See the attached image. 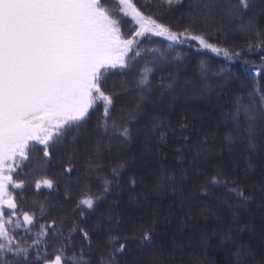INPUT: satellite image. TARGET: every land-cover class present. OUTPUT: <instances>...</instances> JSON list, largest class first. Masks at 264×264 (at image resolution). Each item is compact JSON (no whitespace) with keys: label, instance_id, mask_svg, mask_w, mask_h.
Here are the masks:
<instances>
[{"label":"snow or ice","instance_id":"6c2138e0","mask_svg":"<svg viewBox=\"0 0 264 264\" xmlns=\"http://www.w3.org/2000/svg\"><path fill=\"white\" fill-rule=\"evenodd\" d=\"M180 6V23L165 22L166 14ZM261 17L264 0H0V264H175L176 254L186 249L172 241L169 250L158 239L160 221L154 213L125 219L118 211L123 191L137 208H144L153 193L163 192L183 208L218 189L247 205L251 188L258 186H246L243 178L255 175L256 158L264 154V89L254 87L247 101L235 97L223 116L221 151L241 154L243 167L237 161L231 165L239 176L227 175V166L216 164L210 172L196 168L194 182L183 162L187 156L193 167L202 157L207 161L214 140L196 133L186 115L175 124L170 119L177 80L167 57L159 53L151 68L137 73L131 88L126 82L111 87L108 74L131 70L130 61L141 55V40L152 36L169 41L168 48L197 42L230 61L242 52L264 54ZM122 19L128 26L124 32ZM229 37L243 38L244 48L216 46L227 44ZM249 73L259 77L264 62L258 69L249 67ZM121 97H127L126 104L121 105ZM94 112L93 137L88 125ZM140 134L147 138L145 149L152 142L159 149L175 141L179 175L160 167L123 180L130 164L126 149ZM32 153H39L43 164H57V171H37L31 166ZM93 176L98 193L92 192ZM148 179L150 188L138 190ZM10 185L32 189L44 202L25 210L26 192L14 195ZM259 191L264 193V186ZM106 198L110 211L94 227L89 225L88 218L99 213ZM232 238L227 229L220 242ZM208 241L202 237L201 247ZM260 254L264 259V237ZM205 255L191 250L188 264H201ZM241 255L255 261L257 252L249 247L237 259Z\"/></svg>","mask_w":264,"mask_h":264},{"label":"trees","instance_id":"16d2710c","mask_svg":"<svg viewBox=\"0 0 264 264\" xmlns=\"http://www.w3.org/2000/svg\"><path fill=\"white\" fill-rule=\"evenodd\" d=\"M137 6H140L139 3ZM182 12L183 6H180L178 10L166 14L165 22L179 24ZM261 20L264 22V17H261ZM127 27L122 19V32L126 31ZM210 42L216 43L215 40ZM169 43L162 37L152 36L142 39L138 46L141 55L134 61H130L133 63L131 70L117 68L109 72L110 86L119 88L126 82L127 87H133L138 79L137 73L145 67L151 68L159 53H163L169 62L168 66L172 69V75L177 80L175 103L171 112L168 113L170 119L175 124L182 116L186 115L196 133H207L214 140L212 154H205L208 157L207 161L202 157L195 162V167H193L191 156H187L182 165L183 169L187 170L188 176L194 182L197 176L196 168L210 172L216 164L226 165L227 175L239 176V173L232 172L231 165L232 161H237L243 167L241 154L239 152L229 154L226 150L221 151L223 149L221 137L226 128L223 116L230 111L235 97L241 96L247 101L251 98L248 94L254 87L264 89V73H261L259 77H253L249 73V67L253 70L261 67L264 62L261 56L264 54L259 51L242 52L240 58L230 61L222 55L218 56L209 50L199 48L197 42H190V45H177L173 48H168ZM216 46L241 51L244 48V40L239 37H229L227 44L221 42ZM150 49H158L159 52L148 51ZM160 75L163 73H157V77ZM254 79L255 84L253 83ZM126 101L127 97H121V105L126 104ZM97 116L98 113L94 112L88 125V131L92 132L93 137L95 136L94 128ZM230 126L229 124L228 127ZM213 133H215L214 136ZM146 139L143 134H140L139 139L126 149L125 158L130 161V164L123 173V180L126 181L129 176L147 175L160 167L171 168L174 174L179 175L181 162L175 158L173 150L175 141L170 140L168 145L159 149L152 142V146L145 149L144 141ZM83 143L81 140L80 147H83ZM41 147L43 146L37 145L38 149ZM161 153L167 158L166 162L162 160ZM30 159L31 166L37 168V171L41 168L57 171V164H43L39 153L30 154ZM255 163V175L251 178H243L246 186H258L251 188L253 195L247 205L241 206L239 201L231 199L224 189H218L214 193H210L207 199H203L201 202L194 201L191 206L183 208L178 203H174L170 196H165L163 192L153 193L149 196V203L144 208H137L128 203L126 191H123L119 193L118 211L125 219L138 214L142 218H146L154 213L160 221L158 239L163 241L169 250H171L172 241L186 249L184 252L176 254L175 264H188L191 250H195L197 254L202 251L206 252V255L201 258V264H264V259L260 254V242L264 237V193L259 191V187L264 186V154L258 156ZM26 171L30 172L31 169ZM32 178L39 179L40 177L33 175ZM13 179L18 180L19 177L13 174ZM90 179L92 192L98 193L99 183L94 176ZM151 183V179L145 180L143 184L138 185V190L147 191ZM9 190L14 191V195L26 192L25 210L44 202L39 194H32V189L13 190L10 185ZM17 201L19 203L18 195ZM65 207L68 206L65 205ZM110 209L111 200L106 198L100 205L99 213L88 218L89 225L94 227L98 218L103 217ZM227 229H231L233 238L226 244H221V237ZM202 237L209 238L206 247H201ZM188 246H191V249ZM249 247L257 252L255 261L246 255H241L237 259V253L241 249L247 251Z\"/></svg>","mask_w":264,"mask_h":264},{"label":"rangeland","instance_id":"374dc122","mask_svg":"<svg viewBox=\"0 0 264 264\" xmlns=\"http://www.w3.org/2000/svg\"><path fill=\"white\" fill-rule=\"evenodd\" d=\"M209 124H210V122H209ZM138 166H139V165H138ZM138 166H137V167H138Z\"/></svg>","mask_w":264,"mask_h":264}]
</instances>
